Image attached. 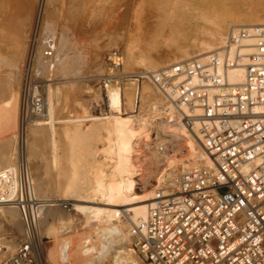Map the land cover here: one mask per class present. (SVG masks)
Wrapping results in <instances>:
<instances>
[{
	"label": "bare ground",
	"instance_id": "bare-ground-1",
	"mask_svg": "<svg viewBox=\"0 0 264 264\" xmlns=\"http://www.w3.org/2000/svg\"><path fill=\"white\" fill-rule=\"evenodd\" d=\"M10 1L12 0H0V69L4 67L9 68V70L8 68L7 70L4 68L7 71V76L3 84L0 83V135L3 134L0 136V172L16 166L18 153L22 147L24 157L29 166L28 171L30 172V179L33 183V191L39 202V207L35 215L38 216L39 231L45 240L41 248L44 249V252H47L45 257L48 261L51 260L54 264H148L138 250H136L137 255L132 260H128L125 256L120 255L114 243L115 235L111 231L118 233L121 237V242L135 251L132 244V237H130L133 226L140 219L147 217L152 201L157 198L158 189L168 177H172L177 172L202 166H210L212 164L210 156L205 151L200 139L189 133L180 124L171 122L167 117L165 118L161 114L159 107L157 108V104L155 105V101L152 100L148 106L147 116L146 114H141V112L136 114L137 90L124 91L122 86H119L120 84L117 85L113 81L115 84L110 85L109 83L107 88L109 102L112 110L119 115L115 118L105 119V124H108L110 127L107 130L108 132L106 131V135L94 131L103 125L101 120L95 119L86 127V124L80 116L74 117L71 123H64L61 128L60 135L67 147L64 156H61L57 152L59 155L56 160L59 162L64 159L61 162L63 163L65 161V165L67 166L64 172H60L61 169L59 170V175L63 174L65 177L64 182L61 183L62 194L64 197H69L76 201L72 204V207L76 212L84 214V217H79V214L71 216V210L68 212L62 211L63 205L61 206L62 209L59 208L58 203H55L56 200L41 199L39 196L41 188L37 186L33 173L34 170L32 169V160L34 158L44 160L48 168L54 165L53 161H51L53 157L51 158L50 155H47L50 148H45L40 145L43 140L44 142L49 140L48 129L43 123L31 124L27 131V139L21 146L18 134L20 126L19 113H21V110H19L21 106V91L19 88L17 90L14 87L16 83L19 84L20 75L24 76L27 67L34 78L37 72H40L38 71L41 57L40 48L41 44L45 43L43 40H46L45 37L47 34L44 36V33H46L45 27L47 25H45V22L49 16L53 17L57 11L61 14V10L65 8L72 10V13L75 15L78 13L86 14L88 11L96 14L99 13L100 15V12L103 14L101 10L103 9L104 0H33L37 2L36 4H33V1L29 3V0L26 4L29 9L26 12L24 30L17 26L18 22L14 17H6L10 9ZM59 2L61 3L60 7H58ZM136 2L135 4H137ZM257 2L258 8L252 9L254 11L251 14L232 15L224 22H217L215 28L206 32H200L197 35V41H191L188 47L179 48L175 52L173 50L172 53L165 51L159 55L157 54L158 56H152V54H143V56H140L134 52V49L138 47L136 45L139 42L138 39L149 33L148 30H143V35L141 33L140 35H136V27H142L140 26L142 23H137V21L132 23L133 21L131 19L137 13L132 15L133 17L131 14L139 7L134 4L129 15L127 28H125V32L127 31L126 34L129 33V43L127 44H130V46L128 48L129 52L126 55L127 58H124V60H135L137 63L145 65L148 70L153 71L170 63L190 57L197 56L198 58H204L208 53L216 50L218 48L217 45L222 44L223 35L227 27L264 25V0H257ZM249 10L251 11V9ZM137 11H140V9ZM246 11L248 10L246 9ZM81 16L79 15L78 17ZM59 17L61 18V15ZM135 17L138 20L137 16ZM99 18L101 19L102 17L100 16ZM47 23L49 24V21ZM126 46L125 48H127ZM43 67L45 66L41 68ZM145 72L143 71L141 73ZM0 73L1 75L4 74L1 71ZM244 75L245 67L240 66L232 69L229 77L233 82H242ZM147 88L145 87L143 92L142 102H145L147 97ZM64 90L59 91L58 96L60 97L62 94L64 98H68L67 92ZM68 96L70 99V95ZM123 97H125L131 113L124 114ZM66 101L68 102V100ZM158 102H160L159 98ZM4 133L6 134L4 135ZM153 133H155L158 142L164 145L166 150L161 151L160 148L152 147L149 144V141L154 138L152 137ZM99 142L101 143L100 146ZM180 168L183 170H180ZM153 179L155 183H152ZM57 180H55L57 184H60V180ZM53 182L52 184H54ZM54 205L55 207L57 205L59 211L61 209V212H58L60 218L50 219L51 221L49 224L47 223L45 232L43 214L50 207H54ZM55 211L57 212V209ZM1 216L4 217L3 219L8 224L10 223L11 227L20 223L24 228V235L22 237L24 238L26 235L25 222L21 211L10 202L0 203V262L1 260L14 257L22 238H16L14 236V239H9L6 231H4V227H2L4 224L1 225ZM75 217L82 218L86 222L89 230L87 235L80 239L81 241H78L79 243L77 244L72 243L71 236L70 238L68 236L66 237L62 232L63 235L59 233L60 227H71ZM129 231L131 232L129 233ZM81 234L83 235V233ZM94 238L101 240L100 244L94 243L92 241ZM51 242L54 243L52 244V246L54 245L53 248H51L52 246L50 248L47 246ZM17 245L18 247L16 248ZM39 257H41V254L37 258ZM7 262H10V260ZM32 264H34L33 260Z\"/></svg>",
	"mask_w": 264,
	"mask_h": 264
},
{
	"label": "built area",
	"instance_id": "built-area-1",
	"mask_svg": "<svg viewBox=\"0 0 264 264\" xmlns=\"http://www.w3.org/2000/svg\"><path fill=\"white\" fill-rule=\"evenodd\" d=\"M240 66L243 81H231L230 71ZM31 74L27 67L21 146L43 108L42 98L28 95ZM130 76L150 82L161 114L198 137L212 161L168 177L147 217L133 226V248L148 264H264V25L231 28L204 58ZM149 144L166 150L156 135ZM28 170L21 147L16 166L0 172V203L15 205L26 227L7 264H36L45 241Z\"/></svg>",
	"mask_w": 264,
	"mask_h": 264
},
{
	"label": "rangeland",
	"instance_id": "rangeland-1",
	"mask_svg": "<svg viewBox=\"0 0 264 264\" xmlns=\"http://www.w3.org/2000/svg\"><path fill=\"white\" fill-rule=\"evenodd\" d=\"M31 1L33 0H30V2L29 0H12L9 2L10 9L8 10L6 17H14L18 22L17 26L22 30H24L26 12L29 9L26 4L28 2L32 3ZM36 1H33V4H36ZM135 2L137 4H135ZM134 4L139 7L133 14H131L132 16L137 13L134 15V17L132 16V23H135L136 21L137 23H142V25H140L142 27H136V35H140V33L143 35V30H148L149 32L138 39L139 42L137 43L139 44L136 43L138 47L134 49V52L140 56H143V54H152V56H158L160 53L165 51L167 53H172L173 50L175 52V50H178L179 48L188 47L191 44V41H197V35L200 34V32H206L215 28L217 22H224L230 16L236 14H251L254 11L252 9L258 8L257 0H104L103 9L101 10L103 14L100 12V15L99 13L96 14L88 11L86 14L78 13L80 16L82 15L81 17H78V14L75 15L72 13V10L65 8L61 10L62 12H65H61V14H59L57 11L53 17L49 16L48 20L45 22V25H47V27H45L46 33H44V36L47 34L45 37L46 40H43L45 43H42L40 48L41 62L39 61L38 67V71L40 72H37L35 84L34 86L30 87L28 95L31 99L35 97H40L43 99V108L41 112L39 111L35 114L31 120V124L43 123L47 127L49 140L46 142L43 140L40 145L45 148H50L47 155H50L51 158L53 157L51 161H53L54 165H52L51 168H48L46 161L34 158L32 160V169L34 170L33 173L36 178L37 186L41 188L40 194L38 193L40 198L43 200H56L55 203H58L59 208H61L63 205L62 211L68 212L71 210V216L79 214L78 216L83 218L84 214L81 212H76V210L72 207V204L76 201H74L72 198L64 197L62 194L61 183L64 182L65 177L63 174H59L60 172H64L66 170L65 167L67 166L65 165V161L63 163L61 162L64 159L60 160L59 162L56 160L59 154L64 156V152L67 148L66 144H64L65 142H63V138L60 135L63 124L73 122V118H76V116H80L81 119H83L86 127L95 119L101 120L103 125L94 131H96V133L106 135L108 132L107 130H109L110 127L108 124H105V119L115 118L119 115L114 110H112L110 106L107 89L109 83L110 85L115 83L117 85L120 84L119 86H122L124 91L137 90L138 95L136 96V114L141 112V114H146L147 116L149 110L148 106L152 100L156 102L155 105L157 104L156 106L158 108V98L160 99V97L157 90L150 84L148 80L141 79L139 82H137L135 80L136 77L130 76V74H136L150 70H148L145 65L137 63L135 60H124V58H127L126 55L129 52L128 48L130 46V44H127L129 43V33L126 34L127 31L125 32V28H127L129 15ZM60 6L61 3L59 2L58 7ZM139 9L140 11H137ZM246 9L248 11H246ZM249 9H251V11ZM156 10L158 13H156ZM66 13L68 14L66 15ZM60 15L61 18L64 17L65 19H61L59 17ZM100 16L102 17L101 19L99 18ZM135 16H137L138 20L135 19ZM81 19L86 20L83 21ZM87 20H89L88 23ZM48 21L49 24L47 23ZM99 25L101 29L99 28ZM228 28L230 29L231 27H227V29H225V34L223 35L222 39L223 42L227 34L226 31L229 30ZM45 29L43 28V30ZM125 46L127 48H125ZM117 51L120 52L117 53ZM40 65L45 67L41 68L42 66ZM4 68L7 70L8 67ZM4 68L0 69V71L4 73L2 75L0 73L1 84H3L7 76V71L4 70ZM20 76L19 84L16 83L14 88L17 90L19 88L21 91V106L19 110L22 111L24 76ZM145 87H148L146 89L148 90L147 97L145 102H142V96ZM62 88L67 92L68 98H64L62 94L60 97L58 96V93H60L59 91H63ZM68 95H70V99ZM66 100H68V102ZM63 101H65L64 103L66 104H64ZM123 102V108L125 109L124 114L131 113V109L127 106L125 97H123ZM19 115L21 116V113H19ZM6 133H4V135ZM154 135L155 133L152 134V137H154ZM100 145L101 143L99 142V146ZM57 152L59 154H57ZM56 162L58 163L56 164ZM180 170L183 169L180 168ZM53 176L55 179H53ZM57 179L60 180V184H57ZM55 180H57V182ZM52 182L54 184H52ZM152 183H155L154 179L152 180ZM58 207L57 205L56 207L54 205V207H50L51 209L49 208L51 211L48 210L44 212L43 217L45 232L47 229L46 226L51 220L60 218L58 212H61L62 208L59 211ZM53 209H57V212ZM3 218L4 217L1 216V225L4 224L2 227H4V231H6L9 239H14L15 237L20 238L24 235V228L20 223L14 225L15 227H11L10 223L8 224V222ZM82 218L75 217V222L73 221L74 224L72 223L71 227H60L59 233L62 232L64 235H66V237L71 236L72 238H70L72 239V243H79L81 241L80 239L84 238L89 231L86 222ZM111 232L113 235H115L114 243L118 248L120 255L125 256V258L128 260H132L134 256L137 255L136 250L133 251V249H130L127 245L123 244L118 233H115L114 231ZM130 232L131 231H129V233ZM81 233H83V235ZM130 237H132V234ZM22 239L23 237L21 240ZM92 241L96 244H100L101 242V240L96 238H94ZM52 244L54 243H48L47 246L50 248ZM74 244L73 246H75ZM53 246L51 248H53ZM17 247L18 245L16 248ZM46 253L47 252H44L43 248L40 249L39 254H41V257L37 259L35 258L37 262L36 264H54V262H51V260H49V262L46 259ZM11 259H13V257L1 260L0 264L5 262L8 263L7 261Z\"/></svg>",
	"mask_w": 264,
	"mask_h": 264
}]
</instances>
